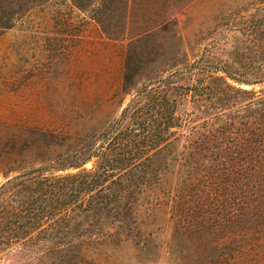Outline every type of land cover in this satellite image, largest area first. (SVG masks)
Segmentation results:
<instances>
[{"label":"rangeland","instance_id":"obj_1","mask_svg":"<svg viewBox=\"0 0 264 264\" xmlns=\"http://www.w3.org/2000/svg\"><path fill=\"white\" fill-rule=\"evenodd\" d=\"M151 86L193 124H236L239 104L264 95V0H0V214L19 203L39 212L43 175L93 167L95 156L73 164L104 147L122 109ZM140 197L139 233L107 246L73 222L63 248L43 221L34 240L9 242L5 218L0 264H66L73 251V264H236L226 259L236 239L222 243L214 221L184 229L167 203L146 209Z\"/></svg>","mask_w":264,"mask_h":264},{"label":"trees","instance_id":"obj_2","mask_svg":"<svg viewBox=\"0 0 264 264\" xmlns=\"http://www.w3.org/2000/svg\"><path fill=\"white\" fill-rule=\"evenodd\" d=\"M137 95L107 129L105 146L73 164L95 156L93 167L43 175L39 212L25 203L1 210L0 223L9 220L2 237L34 240L37 235L29 233L43 221L42 232L63 248L71 243L63 235L73 222L92 232V243L117 244L139 233V195L146 209L167 203L184 229L199 230L210 220L221 226L222 243L236 239V255H228V262L264 264V116L254 114L264 111V95L239 104L236 124L220 120L213 126L181 117L176 99L159 88L144 87ZM216 204L225 209L221 216L212 214ZM107 216L117 221L109 225ZM77 255L60 261L73 264Z\"/></svg>","mask_w":264,"mask_h":264}]
</instances>
